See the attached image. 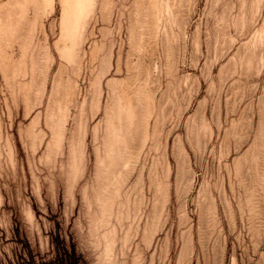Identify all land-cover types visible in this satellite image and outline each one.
Masks as SVG:
<instances>
[{"label":"rangeland","instance_id":"rangeland-1","mask_svg":"<svg viewBox=\"0 0 264 264\" xmlns=\"http://www.w3.org/2000/svg\"><path fill=\"white\" fill-rule=\"evenodd\" d=\"M0 264H264V0H0Z\"/></svg>","mask_w":264,"mask_h":264}]
</instances>
